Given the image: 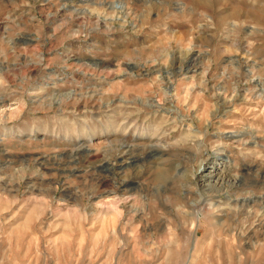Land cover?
Masks as SVG:
<instances>
[{
  "label": "rangeland",
  "instance_id": "rangeland-1",
  "mask_svg": "<svg viewBox=\"0 0 264 264\" xmlns=\"http://www.w3.org/2000/svg\"><path fill=\"white\" fill-rule=\"evenodd\" d=\"M0 264H264V0H0Z\"/></svg>",
  "mask_w": 264,
  "mask_h": 264
},
{
  "label": "bare ground",
  "instance_id": "bare-ground-1",
  "mask_svg": "<svg viewBox=\"0 0 264 264\" xmlns=\"http://www.w3.org/2000/svg\"><path fill=\"white\" fill-rule=\"evenodd\" d=\"M237 136H239V139H237L238 144L243 145L244 143H246L245 140H244L246 138V135H244V134L242 135L241 134V135H236V136H233V137H237ZM131 148H132V146H128V151H130ZM124 153H125V151H124ZM216 174L217 173H214L212 175H205V174L204 175H197L195 179L193 178V180L195 182L194 185L195 184L198 185L199 183H202V184L204 183V185L201 186V188H202L201 191L204 194L213 193L214 195L217 194V193H221V192H227L228 193V191L230 189L236 188L238 185H239V187L242 186V183H241L242 181L240 179H234L227 172L221 173L219 175H216ZM135 176L136 175H133V177H131V178L129 177L130 180L128 179L129 180V182H128L129 183L128 184V191H129V194H130L128 196V202L130 201L131 197L135 196L134 193H136V191H137L136 189H133L130 186L133 183L132 178H135ZM230 179H234V181L233 182H229ZM204 197H206V196H204ZM244 201L245 200H243V202ZM102 206L103 207L114 206V201L113 202L112 201L111 202H104L102 204Z\"/></svg>",
  "mask_w": 264,
  "mask_h": 264
}]
</instances>
